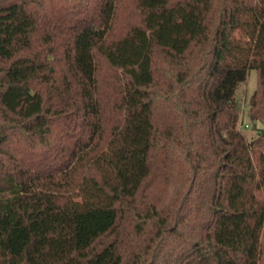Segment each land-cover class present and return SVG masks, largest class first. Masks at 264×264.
Listing matches in <instances>:
<instances>
[{"label": "trees", "instance_id": "1", "mask_svg": "<svg viewBox=\"0 0 264 264\" xmlns=\"http://www.w3.org/2000/svg\"><path fill=\"white\" fill-rule=\"evenodd\" d=\"M0 264H264V0H0Z\"/></svg>", "mask_w": 264, "mask_h": 264}, {"label": "rangeland", "instance_id": "2", "mask_svg": "<svg viewBox=\"0 0 264 264\" xmlns=\"http://www.w3.org/2000/svg\"><path fill=\"white\" fill-rule=\"evenodd\" d=\"M255 71H251L247 79L240 83L235 97L240 102L242 109V120L238 124V129L249 139L254 136L257 131L262 128V124L258 121H251L248 117V99L253 92L256 84Z\"/></svg>", "mask_w": 264, "mask_h": 264}]
</instances>
